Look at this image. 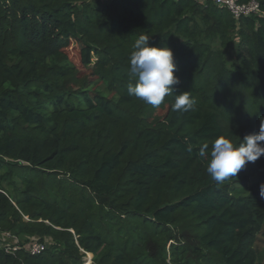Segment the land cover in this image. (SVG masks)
Instances as JSON below:
<instances>
[{"label":"trees","instance_id":"1","mask_svg":"<svg viewBox=\"0 0 264 264\" xmlns=\"http://www.w3.org/2000/svg\"><path fill=\"white\" fill-rule=\"evenodd\" d=\"M252 1L0 0V264H264V156L223 183L199 156L264 122ZM140 35L177 65L156 107L128 94Z\"/></svg>","mask_w":264,"mask_h":264},{"label":"clouds","instance_id":"2","mask_svg":"<svg viewBox=\"0 0 264 264\" xmlns=\"http://www.w3.org/2000/svg\"><path fill=\"white\" fill-rule=\"evenodd\" d=\"M134 51L129 57L130 77L134 83L128 85L129 96H134L153 107L159 106L167 95L180 83L175 75L177 65L172 48L150 43V37L140 35L136 39ZM195 100L188 91L176 96L174 111L192 110ZM199 147V156H209L206 171L213 181L223 183L236 177L247 163H254L264 156V122L261 121L258 133L248 134L239 143L220 135L211 144ZM191 150V149H190ZM260 196L264 198V184L260 186Z\"/></svg>","mask_w":264,"mask_h":264},{"label":"built area","instance_id":"3","mask_svg":"<svg viewBox=\"0 0 264 264\" xmlns=\"http://www.w3.org/2000/svg\"><path fill=\"white\" fill-rule=\"evenodd\" d=\"M216 6L226 9L230 15L235 19H240L244 17H249L251 15L257 14L259 12V6L256 2L252 1L246 4H238L237 0H211ZM5 237H9V235L4 234ZM46 248V245L33 243L29 247V254L31 256L40 255ZM10 248H6L5 250L8 251ZM16 247L12 248L15 250ZM91 259L89 258L85 264H89Z\"/></svg>","mask_w":264,"mask_h":264},{"label":"rangeland","instance_id":"4","mask_svg":"<svg viewBox=\"0 0 264 264\" xmlns=\"http://www.w3.org/2000/svg\"><path fill=\"white\" fill-rule=\"evenodd\" d=\"M77 47L75 45H70L69 48L67 49V53L71 61L80 68V63H79V57H78V52H77ZM5 171L4 168L0 169V173H3ZM6 240L3 241L1 235H0V247H3V244H5ZM8 242H11L10 240ZM90 257L87 256V259L85 261H88Z\"/></svg>","mask_w":264,"mask_h":264}]
</instances>
